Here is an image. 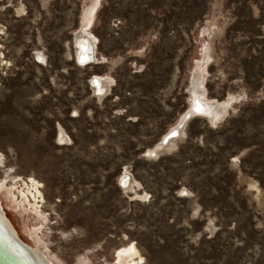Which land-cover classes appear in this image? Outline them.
<instances>
[{
    "label": "rangeland",
    "instance_id": "obj_1",
    "mask_svg": "<svg viewBox=\"0 0 264 264\" xmlns=\"http://www.w3.org/2000/svg\"><path fill=\"white\" fill-rule=\"evenodd\" d=\"M196 70L226 112L150 156ZM0 182L20 239L57 264L130 246L137 264H264V0H0Z\"/></svg>",
    "mask_w": 264,
    "mask_h": 264
},
{
    "label": "bare ground",
    "instance_id": "obj_2",
    "mask_svg": "<svg viewBox=\"0 0 264 264\" xmlns=\"http://www.w3.org/2000/svg\"><path fill=\"white\" fill-rule=\"evenodd\" d=\"M90 35L86 31H83V29L78 31V34L75 35V39H74V41L77 43L75 51H76V55H78L80 59H82V60H86V59L90 60L91 59L92 63H93V62H95L96 58L94 56V50H93L94 43L91 40V38L89 37ZM197 71L198 70H196V72H195L196 75L191 80V83L197 89L198 92L191 85V87H190V94H191L190 101L193 104L190 106V110L188 112L184 113V115L180 118L179 124L176 127L172 128L170 130V132H168L166 134V136L160 141V143L158 145H156V147H154L153 149L148 151L150 156H151V154L155 153L156 148H158V147L162 148L163 146H161V145H166V146L169 145L170 142L173 140V137L176 134H179V132H180V130H182L183 124H184L181 122L185 119L186 114L192 113V111H191L192 107L195 110H197L198 112L209 111L211 109V107H213L215 112L207 113V115L203 116V117H206L207 119H209V121L214 125H216L222 119L221 117H222L223 113L226 112L228 103L231 101V99L229 98V99H226L225 101H222V102L214 101V100H211V101L208 100L207 101V99H204L203 98L204 93L202 92V90L199 89L200 87L197 86L199 84V78H200V75L198 77ZM196 78H198V81ZM92 81H93V85H92L93 91L101 99L107 93V90H108V85H107L106 79L102 78V77H94V79ZM198 116H201V115H198ZM174 133H176V134L174 136H172V134H174ZM155 154H157V153H155ZM118 181L120 182V186L125 191L131 192L132 190H134L133 189L134 188L133 187V179L128 174V172L125 171L123 174H121ZM2 193L7 195L8 197H11V195H12L11 190L9 188H6L4 186L3 182H0V194H2ZM134 194H136V193H134ZM0 207L2 208L1 203H0ZM2 210H3V208H2ZM17 235H18V233H17ZM38 247L36 245V248L34 250L39 257L41 264L42 263L43 264H57L56 260L54 258L51 257L53 259L52 260L50 258V256H48V254L44 250H42ZM32 248H33V246H32ZM114 253L115 254L113 255V257H114L113 258L114 259L113 264H137V260H140V256L139 257L137 256V252L134 249V247H132V246L119 248ZM137 257H138V259H137Z\"/></svg>",
    "mask_w": 264,
    "mask_h": 264
},
{
    "label": "water",
    "instance_id": "obj_3",
    "mask_svg": "<svg viewBox=\"0 0 264 264\" xmlns=\"http://www.w3.org/2000/svg\"><path fill=\"white\" fill-rule=\"evenodd\" d=\"M78 31L76 32L75 35L78 34ZM74 45H75L74 49L76 50L77 43L74 42ZM75 55H76V51H75ZM76 60L77 62L82 64L92 62L91 59L82 60L79 58L78 55H76ZM195 74L196 73H194V76L192 78L195 77ZM92 80H90L89 82L91 88L93 85ZM192 104L193 103H190V106ZM191 109H192L191 110L192 113L186 114L187 117L185 116V119L181 123H184L185 120L191 117L192 115L198 114L201 116H206L207 113L215 112L213 107H211L209 111H204V112H198L193 107ZM34 249L35 247L32 248V246L26 244L24 241L20 239V237H18L16 230L14 229L9 219L6 217L5 212L0 207V264H41V261Z\"/></svg>",
    "mask_w": 264,
    "mask_h": 264
}]
</instances>
